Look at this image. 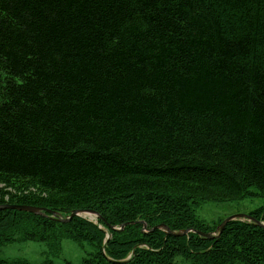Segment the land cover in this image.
I'll list each match as a JSON object with an SVG mask.
<instances>
[{
	"label": "trees",
	"instance_id": "obj_1",
	"mask_svg": "<svg viewBox=\"0 0 264 264\" xmlns=\"http://www.w3.org/2000/svg\"><path fill=\"white\" fill-rule=\"evenodd\" d=\"M236 176L264 195V0H0V205L205 232L194 199L242 196ZM19 183L46 199L5 190ZM24 215L58 225L2 211L0 232ZM141 229H107L108 257L82 264H264V230L245 221L211 241Z\"/></svg>",
	"mask_w": 264,
	"mask_h": 264
},
{
	"label": "rangeland",
	"instance_id": "obj_2",
	"mask_svg": "<svg viewBox=\"0 0 264 264\" xmlns=\"http://www.w3.org/2000/svg\"><path fill=\"white\" fill-rule=\"evenodd\" d=\"M236 178L243 187L242 196L224 198L203 195L194 199V215L206 233H213L225 218L233 215H251L264 209V195L253 184L244 183L240 176H236ZM25 189L28 190L26 191ZM5 190L19 197L33 194L36 197L40 196L46 199V194L35 191L34 188H28L27 184L19 183ZM188 197L193 198L190 195ZM48 210L59 213L56 210ZM59 214L62 215L61 217L67 215L62 212ZM82 216L78 219L93 224L99 230L102 229L105 237H109L108 230L103 227V223L100 220L98 221L96 218H90L85 215ZM69 224H58L55 226L44 223L41 225L38 220L27 215L18 217L15 227L9 228L8 231L0 232V259L6 261L22 260L29 264H82L83 261L95 262V258H92L95 254L96 256L99 254L104 257L107 256L104 250L106 238L102 243H99L93 237L89 238L87 242H74L69 238L68 230L65 231L66 228H62V226ZM38 231L42 235L41 237L32 233ZM148 249L149 253L144 252L142 256L147 260L155 259L158 254L150 253L155 251L149 247ZM181 253L175 252L174 256H171L172 261L170 264H192V261L186 257L187 255L184 256ZM133 256V252L130 251L123 260L129 261Z\"/></svg>",
	"mask_w": 264,
	"mask_h": 264
},
{
	"label": "water",
	"instance_id": "obj_3",
	"mask_svg": "<svg viewBox=\"0 0 264 264\" xmlns=\"http://www.w3.org/2000/svg\"><path fill=\"white\" fill-rule=\"evenodd\" d=\"M2 211H12V212H18V213H27L36 217H41V218H45V219H51L52 221L58 223V224H68L70 223L74 218L76 217H81V215H92L95 216L97 219H100L101 217L98 215V213L92 211V210H74L70 212V215L63 219L61 218L58 213L54 212V211H50L48 209H44V208H39V207H30V206H17V205H0V212ZM102 220V219H101ZM235 221H247L249 223H252L253 225H255L257 228L264 230V223L257 221L256 219H254L253 217L249 216V215H233L230 216L228 218H226L219 226L218 228L213 232V233H202L199 231H195V230H185V231H181L179 233H174L172 232L167 226L165 225H159L156 226L154 228H152L151 230H147V228L145 227L144 224L142 223H137V222H133V223H128V224H124L122 226H120L119 230H115L113 227L111 226H107L106 223L102 220V222L112 231H121L123 230L125 227L127 226H134V225H140L142 226V233L145 235H150L152 233H154L155 231H164L165 235L167 237H172V238H182L185 237L189 234H194L197 235L203 239H206L208 241H211L213 239H217L221 233L223 232V230L225 229V227L230 223V222H235Z\"/></svg>",
	"mask_w": 264,
	"mask_h": 264
},
{
	"label": "bare ground",
	"instance_id": "obj_4",
	"mask_svg": "<svg viewBox=\"0 0 264 264\" xmlns=\"http://www.w3.org/2000/svg\"><path fill=\"white\" fill-rule=\"evenodd\" d=\"M90 218H92V216L88 215Z\"/></svg>",
	"mask_w": 264,
	"mask_h": 264
}]
</instances>
